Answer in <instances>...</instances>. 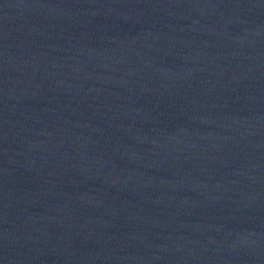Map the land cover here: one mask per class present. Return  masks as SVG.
I'll return each instance as SVG.
<instances>
[{
	"label": "water",
	"instance_id": "water-1",
	"mask_svg": "<svg viewBox=\"0 0 264 264\" xmlns=\"http://www.w3.org/2000/svg\"><path fill=\"white\" fill-rule=\"evenodd\" d=\"M0 264H264V0H0Z\"/></svg>",
	"mask_w": 264,
	"mask_h": 264
}]
</instances>
